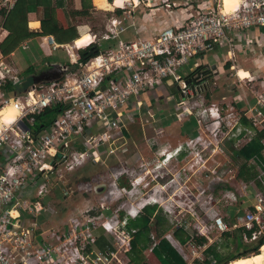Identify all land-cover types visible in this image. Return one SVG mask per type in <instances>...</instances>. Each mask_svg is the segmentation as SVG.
Wrapping results in <instances>:
<instances>
[{"label": "built area", "instance_id": "1", "mask_svg": "<svg viewBox=\"0 0 264 264\" xmlns=\"http://www.w3.org/2000/svg\"><path fill=\"white\" fill-rule=\"evenodd\" d=\"M155 1L124 0V6L120 7L115 0V8L122 10L121 16L111 19L106 32L99 38L90 32L92 39L86 48L99 42H115L114 45L86 63L79 58V52L85 48L77 47L76 54L65 46L74 69L62 66L59 80L33 84L23 93L8 94L5 87L9 83L22 85L26 76L6 58H0V264H132L137 230H130L129 222L149 206H157L172 229L183 228L188 232L190 222L178 220L177 212H183L186 207L196 210L199 205L201 210L210 213L209 223L204 220L194 225L192 232L206 237L208 243L189 246L190 263L203 261L204 250L209 245L236 229L245 231L244 243L264 239V162L259 157L248 162L256 166L258 172L256 178L245 185V188L254 187V203L250 210L237 216L231 224L215 209L214 203V193L219 186L231 185V181L238 178L237 174L232 175L234 170L229 173L220 170L223 166L215 157L229 161L230 156L222 147L225 141L233 142L238 150L264 132V93L258 94L255 104L248 110L239 111L226 102L209 100L214 70L196 71L189 80L181 75L182 68L192 59L217 46L229 45L234 49L232 36L263 29L264 0H243L234 12H226L222 0H213L214 6L199 5V2L185 6L186 3L160 0L168 9L183 5L189 13L188 18L149 38L123 40L121 36L127 31V22L134 10L142 5L149 9L159 5ZM46 47L53 52L61 46L50 37L46 39ZM236 76L241 82L252 80L251 75L246 79H241L239 73ZM167 81L179 87L180 101L176 102L175 115L195 117L202 134L178 148L162 146L153 156L142 154L135 167L128 166L126 154L131 146L125 132L142 120L140 98ZM55 107L60 111L54 121L37 130L36 116ZM9 108L17 113L16 121L11 123L4 119ZM243 118L250 125L243 124ZM262 142L264 145V140ZM103 145L116 146L108 151L106 159L100 153ZM111 156L121 160V166L111 174L110 184L94 186V192L103 195L98 204L88 202L77 213H66L58 224L50 225L47 221L58 216L59 211L50 201L55 193L47 186L49 175L53 171L74 172L90 161L105 163ZM211 160L214 165L209 168L207 164ZM174 162L178 170L172 173L168 167ZM170 173L172 178L165 181ZM199 173L195 194L187 183L182 185L181 180L184 177L190 180ZM202 174L210 182L202 180ZM126 179L131 188L121 183ZM34 184L36 187L31 195L21 196ZM101 187L105 191L99 193ZM171 188L173 192L169 195ZM143 189L149 191L148 195L139 202L134 201V196L143 193ZM158 191L161 203H148ZM222 193L227 202L238 201L232 190ZM73 194L72 189H64L62 202H68ZM203 195L207 196L201 201L196 199ZM165 237L187 258L172 235ZM101 238L105 241L103 247L99 246ZM150 238L152 244L146 251L147 258L159 242L154 234ZM210 261L214 264L212 259Z\"/></svg>", "mask_w": 264, "mask_h": 264}, {"label": "crops", "instance_id": "2", "mask_svg": "<svg viewBox=\"0 0 264 264\" xmlns=\"http://www.w3.org/2000/svg\"><path fill=\"white\" fill-rule=\"evenodd\" d=\"M16 1L17 0H11V1L0 0V11L3 9H7V10L12 9ZM170 1L178 3L184 0H170ZM92 2H93V8L91 10L92 15L98 12L102 14L110 13L112 16L108 20H111L113 18L121 16L122 14L121 9L115 8L114 5L115 0L113 2L106 0V2L112 7V9L109 10L100 9L96 5L95 0H92ZM185 2H187V0H185ZM155 3H159V5L153 6V9L152 8L149 9L146 6L142 5L134 10V14L132 18L127 22L128 29L121 36L123 40L132 41L137 39L149 38L154 33L164 29L165 27L176 26L178 23L184 21L189 16V13L185 10V8H178L179 7L178 6L168 9L160 3V0H156ZM202 3H207L211 6H214L213 0H202V2H199V5H201ZM178 4H183V3H178ZM72 6L77 10L81 9L82 7L81 0H73ZM181 7L184 6L181 5ZM42 16H43V9H39L37 12L29 14L28 28L31 32L40 33L42 31V21H41ZM108 20L106 24V29L108 28L110 23V21ZM61 21H62V17H61ZM75 22L78 25L77 30H78L79 38L73 41L72 43L60 44L61 47L56 51L51 52L46 47V39L53 37L52 35L37 36L23 41L21 45L10 55L5 56L2 54L0 50V58L1 57L6 58L7 61L11 62L13 66L21 74L26 76V78L28 77L26 74H28L29 72H31L30 76L38 78L42 73L40 72V68L36 67V64H38L41 61L45 62L48 58L54 56L60 50H63L69 59L67 51L64 48L65 46H69V48H72L74 52L77 54L78 51L76 49V44L80 40H83L86 37H88L89 38L88 42L91 41L92 34L90 32L92 31L89 32L85 31L86 29H89L91 26H89L88 23L86 22H80V20L78 19ZM4 23H5L4 19L0 14V44L9 35V32L4 27ZM61 23L63 24V21ZM63 26L65 25L63 24ZM82 28L85 29L83 33H81ZM93 35L95 36L94 33ZM232 37L234 38V49H231L229 45L217 46L213 51L207 52L204 55H201L200 57L192 59L187 65H185L182 68L181 75L185 79L189 80L196 71L204 70L207 73L210 69L214 70L216 73L212 81H214V86L216 87L214 92L215 95L213 94L212 97L208 96L209 100L215 103L226 102L227 104L233 105L239 111H246L248 110L249 107L255 104L256 97L258 96V94L264 93V28L249 30L246 33L238 34ZM74 43H75V47H74ZM114 43L115 42H99L98 45L101 47L102 51H104L107 50L112 45H114ZM82 48H86V45L80 47V49ZM50 67H52L51 64L48 65V70ZM71 69H74V67H71ZM234 72L236 73L240 72L242 76L251 75L252 80L241 82L238 80L236 73ZM261 79L262 81L257 82ZM254 81L261 86L260 90L262 91L257 93L254 97L251 98L247 90L244 88L243 83L244 84L246 82L253 83ZM238 82L241 84L238 85ZM225 85H227L228 87L226 88ZM254 85H256V83ZM236 86L239 89H241V91L235 89ZM228 88H232L234 90L233 95H230L228 91H226V94L222 93L224 90H228ZM176 94H178V90L175 87H173V84L171 82L167 81L162 87L156 90L149 91L140 98L143 104V107L140 110V112H142L143 114L142 120H144V118H146L149 115L153 116V118H155L156 116V118L153 119V123H156L157 121L160 123L159 124L160 126H158L159 129L158 130L156 129V132L162 134L167 133V136L170 137V139H172L171 141L167 142L168 143L167 145H162V146H169V147L171 146L172 149L178 148V146L185 144V142L188 141L189 139L195 138L196 136L202 134V130L198 126L195 117L186 116L185 118H178L175 115L174 110L176 105V99H175ZM157 103L160 105L157 109H154V107L158 106ZM171 105H174V107H171ZM138 123L139 122L131 125L130 127L135 128V125H137ZM174 126H178V130L175 134L172 135L168 131H170V128ZM143 127H145L144 124ZM128 139H129V146L136 148L137 142L132 138V136H128ZM148 140L150 139H147L146 143L144 144L145 145L144 154L151 155L154 146L152 145V142H149ZM257 157H259V159H261L264 162V152L262 154V157L260 156ZM103 159H106L105 155H103ZM90 164H92V161L88 163V165ZM251 167L255 168L254 170L257 176L258 174L257 167L256 166H251ZM236 174L238 175V173ZM253 180L246 182L236 178L235 180L231 181V185L225 184V186L223 187L219 186V188L215 191V193H222L224 190L228 189V190H232L238 196V201L234 203L236 206H231L227 209L234 212V214L231 215L227 214L228 217L227 219L230 220L231 224H234L237 216L250 210L252 204L254 203L253 185H249L247 188H245V185L251 183ZM123 181L124 180H121V183ZM215 193H214V197H215ZM159 212L162 216H164L163 212L157 207L156 214H158ZM194 233L189 231V234L193 238L202 237V236H196ZM151 234L157 236L155 231H152ZM168 234L172 235L173 237L172 231L169 230L162 236V239L167 240L170 243V245L182 256V258L186 261L187 264H194L195 261L193 263L188 262L190 261L189 256H187V258L184 257L183 253L179 250V248L175 245V243H173L171 240L165 237ZM222 236L220 240L215 241V244L219 245L217 246L218 247L217 251L219 253H222L224 256L233 255L234 251L235 253H237L238 252L236 248L237 246L232 241L233 239L232 238L227 239L226 237L223 238ZM173 239L183 248L186 254L187 252L185 248L189 247L190 245H193V244H189L187 246H183L174 237ZM158 241H160V239H158ZM210 259H212L215 262L214 258L210 257L209 260Z\"/></svg>", "mask_w": 264, "mask_h": 264}, {"label": "trees", "instance_id": "3", "mask_svg": "<svg viewBox=\"0 0 264 264\" xmlns=\"http://www.w3.org/2000/svg\"><path fill=\"white\" fill-rule=\"evenodd\" d=\"M113 2L114 0H109ZM73 0H17L12 9H3L0 11L4 19V27L9 32L8 37L0 44V50L3 55L7 56L14 52L23 41L37 36L52 35L58 44H68L79 38L78 25L76 20L86 22V19L92 17L91 10L93 8L92 0H81L82 7L77 10L72 6ZM43 9L42 16V31L40 33H33L28 28V16L31 13ZM61 17L63 24L61 23ZM87 23V22H86ZM34 26V25H33ZM88 38V37H87ZM102 49L98 44L81 50L79 52L80 62L86 63L90 59L98 56ZM31 72L26 74L28 77L24 80L22 85L13 86L9 83L5 90L8 94H14L18 91L20 93L28 90L33 84V77ZM146 100V99H145ZM147 101V100H146ZM59 107L46 109L42 114L36 116V129L42 130L48 127L59 114ZM243 124L250 125L246 118H243ZM264 132H260L256 137L252 138L246 145L236 150L235 158L242 161L238 170V179L249 182L256 176L255 168L251 167L248 162L254 157L260 156L264 152ZM66 207V206H65ZM157 206L146 207L143 213L129 222L128 228L137 230L133 241V250L131 253L132 264H148L146 251L150 248L152 241L150 238L151 232L155 231L158 239H160L157 246L153 248V255L161 264H187L182 256L170 245V243L162 239V236L169 230L172 231L173 237L179 241L183 246L193 244L197 247L208 243L205 237H192L189 232L183 228L172 229L171 224L162 216L160 212L156 214ZM243 229H237L233 232L223 234V238L233 239L236 244L237 253L224 256L219 253L218 244H212L204 250V260H195L194 264H211L210 257L214 258V264H230L231 262L256 255L260 253V249L264 245V239L252 243H244ZM251 236V232H248ZM105 241L103 238L99 241V246L103 247Z\"/></svg>", "mask_w": 264, "mask_h": 264}, {"label": "rangeland", "instance_id": "4", "mask_svg": "<svg viewBox=\"0 0 264 264\" xmlns=\"http://www.w3.org/2000/svg\"><path fill=\"white\" fill-rule=\"evenodd\" d=\"M197 2H202V0H200V1L199 0H190V2H185V0H184V1H180L178 3H186L187 6H189V4H193V3L196 4ZM128 8H130V7H128ZM182 8H184V7H182ZM111 16L112 15L110 13L109 14H107V13L102 14L99 12L95 13L94 15H92V17L90 19H86V22L91 27L89 29H86V30L84 29L86 27L82 28L81 33H83L84 30L88 31V32L92 31L91 33H94L95 37L99 38L103 34V32L104 33L106 32L107 20ZM108 21H110V20H108ZM49 64H51V65H54V64L58 65L59 64L62 66L73 67L72 63L70 62V60L66 56V53L63 50L58 51L54 56L48 58L45 62H42V61L39 62L38 64H36V67L40 68V72L43 73V72H46L48 70ZM234 73H236V72H234ZM260 81H262V79L257 81V82H260ZM257 82L254 81L253 83H247V82L245 84L243 83L244 88L247 90V92L251 98L254 97L257 93L262 91V90H260L261 86L258 85ZM255 83H256V85H254ZM240 84L241 83L238 82V85H240ZM225 86H226V88L228 87L227 85H225ZM211 88H212V96H213V94L215 92V88H216L213 85V83L210 86V89ZM231 89L232 88H228V90H224L222 93L226 94V91H228V93L230 95H233L234 90L233 89L231 90ZM235 89L241 91V89H239L237 86L235 87ZM157 105L158 106L154 107V109H157L160 104L157 103ZM171 107H174V105H171ZM172 110H173V108H172ZM155 118H156V116H155ZM155 118H153V116L149 115L146 118H144V120H139L138 121L139 123L137 125H135V128L130 127L129 131L125 132L126 135L132 136V138L137 142V147L136 148L131 147L132 149H130L129 152L126 154L128 166H134L135 167L140 156L145 153V151H144L145 145L144 144L146 143L147 139H150L149 142H152V143L156 142L155 143L156 145H154L153 152L151 153L152 156L155 155V153L159 149H162V145H167L168 144L167 142L172 140V139H170V137L167 136V133L162 134V133L156 132V129L157 130L159 129L158 126H160L159 125L160 123L158 121L156 123H153V119H155ZM176 121H178V120H176ZM143 124L145 127H143ZM140 126H142L143 128ZM177 130H178V126H174V127H171L170 131H168V132H170L173 135L177 132ZM204 137L207 138L206 134L204 135ZM118 145H119V143H118ZM222 147L226 151L227 155L230 156L229 157L230 160L225 161L224 157L221 158L220 156L215 157V159L218 161V164L221 163L223 166L222 168H220V170L224 169L225 171H227V173L234 170V171H232L233 172L232 175H234L237 173L239 166L242 164V161L235 158V152L237 149H235L234 143L229 142V141H225L222 144ZM114 148H116V146L108 147L107 145H103L100 153H103L104 155H106L110 149H114ZM205 154H209V152L205 151ZM119 157L121 159V154H119ZM154 158H157V157L155 156ZM219 158H221V159H219ZM120 161L121 160H119V161L116 160V157L111 156L108 160L105 161L104 164H102V162H98V163L92 162V164H90L84 168H80V169H78L74 172H71V173L63 171L60 174V173H56L53 171V173H51L49 175V183L47 184V186H48V188L49 187L52 188L53 192L55 193V198L50 200V201L56 205V207L59 211V215L52 218L50 221H47V222H49L50 225L58 224L60 222V217H65L64 215L66 213H68V214L77 213V211L80 209H83L85 207V205L88 204V202L93 203V204H98V202L100 201L99 200L100 197L103 195H97L96 192H94V189H93L94 186H96V185L99 186L102 184H106V185L110 184V182L112 181L111 174L114 171H116L117 169H119V167L121 166ZM139 162H140V160H139ZM213 165H214V162L212 160L210 161L209 164H207V166L209 168H212ZM152 167H153V165H152ZM168 168L171 170L170 172H172V173L174 171L178 170V167L175 166V162L171 166H169ZM172 173H170V175L168 176V178L165 181H167L169 178H172ZM209 175L213 176L212 173H209ZM200 176H201V173H199L197 176L191 177L190 180H188V179H186V177H184L181 180V183H182V185L187 183V185L190 187V189H192V191L195 194H197V191L194 189L195 188L194 185L196 184L197 179ZM202 178H203L202 180H204L205 182H207V183L210 182V179H207L204 176V174H202ZM122 183L127 185L128 188H131L130 181L128 179L124 180ZM66 188L72 189L74 194H73V197L68 202L63 203L62 202V191L64 189L66 190ZM142 192L143 193L138 192L137 195L134 196L133 200L136 202H139L141 198H145L149 193L148 190H144V189ZM172 192L173 191L171 188L169 195H172ZM158 193L153 194L151 196V198L157 196V198L159 199L160 196ZM205 196H207V195L197 197L196 199L198 201H201V198L205 197ZM165 197H167V196L165 195ZM215 198H216V202H214L216 205L215 209L218 212L222 213L226 217V221L228 223H230V220L227 219L228 218L227 214L231 215V214H234V212L227 210V209L231 206H236V205L234 203H233V205H231L232 201L227 202L226 199H224V197H223V193H215ZM208 214H210V213H208V212L206 213L205 211L201 210L200 206L197 205L196 210H192L191 208L186 207L183 212H180V213L177 212V215H180L177 219L178 220L187 219L191 224L190 225V231L192 232V230H194V225H196L197 223H201L204 220L207 221L208 223L210 222V216ZM213 235H215V234H213ZM185 249H186L187 255L189 256L190 255V250H189L190 248L186 247ZM234 253H235V251H234ZM146 258H147V253H146V257L144 254V259L146 260ZM189 259H187V260H189ZM147 260H148L149 264H160V262L156 259V257L153 254H149ZM188 262H190V261H188Z\"/></svg>", "mask_w": 264, "mask_h": 264}, {"label": "bare ground", "instance_id": "5", "mask_svg": "<svg viewBox=\"0 0 264 264\" xmlns=\"http://www.w3.org/2000/svg\"><path fill=\"white\" fill-rule=\"evenodd\" d=\"M96 2V5L100 8V9H103V10H109V9H112V7L106 2V0H95ZM222 4L224 5V10L226 12H230L227 10L226 8V2L225 0H222ZM89 39V38H88ZM88 39L86 41V43H81L82 41H85V39L83 40H80L77 44H76V48H80V47H83L84 45L87 46V44L89 43L88 42ZM80 46V47H79ZM239 76L241 79H246L248 78L250 75H247V76H242L239 72ZM9 115H15V119L13 121H16V118H17V113L15 110H13L12 108H9L5 115H4V119L6 120V118L9 116ZM141 182V180L139 181ZM159 192V191H158ZM156 192V193H158ZM151 202H157V203H161V201L156 197H152L150 198V200L148 201V203H151ZM230 264H264V245L262 246V248L260 249V253L259 254H256V255H252V256H249V257H244V258H241V259H238V260H235L233 262H231Z\"/></svg>", "mask_w": 264, "mask_h": 264}, {"label": "water", "instance_id": "6", "mask_svg": "<svg viewBox=\"0 0 264 264\" xmlns=\"http://www.w3.org/2000/svg\"><path fill=\"white\" fill-rule=\"evenodd\" d=\"M62 76V66L60 65H52V67L49 68L47 72H43L38 78L33 77V81L35 84L43 83V82H53L56 80H59ZM190 83V82H187ZM178 91L179 87L173 85ZM176 102L180 101L179 94L175 95ZM25 130H28V128L25 126ZM36 187V184L30 186L27 190H25L23 193H21V196L25 195H31V193L34 191ZM104 191V188L101 187L99 189V193H102Z\"/></svg>", "mask_w": 264, "mask_h": 264}, {"label": "clouds", "instance_id": "7", "mask_svg": "<svg viewBox=\"0 0 264 264\" xmlns=\"http://www.w3.org/2000/svg\"><path fill=\"white\" fill-rule=\"evenodd\" d=\"M116 2H117L118 6H120V7L124 6V0H116ZM225 2H226L227 10L230 11V12H234V11H236L239 8V5L243 2V0H225ZM86 41L87 40L82 41L81 43H84ZM14 119H15V115H9L6 118V121L8 123H11Z\"/></svg>", "mask_w": 264, "mask_h": 264}, {"label": "snow or ice", "instance_id": "8", "mask_svg": "<svg viewBox=\"0 0 264 264\" xmlns=\"http://www.w3.org/2000/svg\"><path fill=\"white\" fill-rule=\"evenodd\" d=\"M88 38L86 37L85 40H87Z\"/></svg>", "mask_w": 264, "mask_h": 264}]
</instances>
